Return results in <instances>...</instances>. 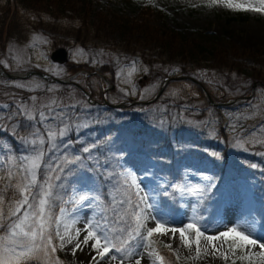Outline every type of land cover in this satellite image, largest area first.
<instances>
[{
    "label": "rangeland",
    "instance_id": "rangeland-1",
    "mask_svg": "<svg viewBox=\"0 0 264 264\" xmlns=\"http://www.w3.org/2000/svg\"><path fill=\"white\" fill-rule=\"evenodd\" d=\"M90 1L94 13L100 12L97 17H91L92 11L83 17L80 0L50 3L35 0V5L22 7V12L16 8L15 0H0V16L7 12L0 29V67L9 73L34 68L64 77L71 69L68 65L84 68L87 65V69H97L114 85L106 95L113 101L129 97L149 100L165 77L181 76L175 83H167L156 102L131 110L137 112V117L142 112L149 116L146 121L149 129L156 124L157 117L162 125L166 124L168 113L169 120L174 122L173 129L183 126L182 132L191 130L203 147L198 151L183 144L186 150L183 159L178 158L177 167L182 181L166 184L170 165L167 168L158 165L164 164L167 156H152V146L134 144L131 137L119 141L117 135L113 139L110 136L109 152L115 154L112 160L116 161L117 176L114 184L107 187L104 200L92 167L99 160L98 154H93L98 142L88 135L96 133L88 130L104 121L101 113H105V108L101 104L94 107L84 93L69 85L36 78L0 77L4 86L0 89V218L5 223L0 228V237L11 239L7 224L17 218L25 219L27 212L26 223L35 221L36 235L24 238L31 243L33 251L25 249L29 259L21 264H135L137 259L141 264H164L154 245L158 241L166 244L170 257L183 264H236V261L262 264L259 255L249 254L264 251L259 247L264 243V221L255 216V209L264 206L257 199L258 188L264 187V87L258 86L250 99L231 102L238 92L247 94L253 82L239 76L238 66L255 69L264 76V12L241 11L223 3L210 6L207 0ZM244 2L247 6V0ZM251 6L260 5L252 0ZM17 11L21 12L20 23L9 30V20L17 16ZM124 20L129 23L123 35L112 23L122 27L126 25ZM141 26L146 30L140 29ZM155 36L158 41L151 38ZM164 41L174 48V58L168 57L165 53L168 50L161 51L159 46ZM196 43L214 54H197L198 48L193 45ZM59 47L69 51L67 64L58 65L49 58ZM179 50L183 56L177 57ZM192 56L197 59H191ZM187 77L204 83L216 102L230 103L221 107L211 105ZM85 83L93 86L98 96L107 86L97 76L90 83L86 78L80 79V84ZM27 110L32 111L34 120L28 119ZM40 111L48 115L43 122ZM117 114L112 112L113 117ZM122 117L118 115V119ZM20 124L27 128L23 136L17 131ZM127 128L135 129V126ZM61 129L65 130L64 135H60ZM73 129L81 131L72 133ZM49 130L55 134L52 139ZM70 133L80 146L69 139ZM84 134L89 136L88 142L84 141ZM85 148L89 151L85 152ZM100 150L105 154V145ZM41 151L40 167L35 171L36 185L31 189L18 188L17 185L32 179V162L28 158ZM102 164L105 166V161ZM133 177L139 188L132 184ZM59 182L61 188L66 183H75L69 185L66 198L54 213L51 199L56 196L52 192ZM196 185L211 187L202 197L200 193L194 197L188 189ZM29 192L46 200L42 216L33 217V209L20 203L25 196L31 201ZM81 196L86 199L81 201ZM142 197L147 199L141 200ZM36 204L38 211V200ZM13 212L15 215H11ZM153 216L166 227L196 223L205 236L237 228L258 243L238 247L233 252L230 240L210 244L202 236L197 253L193 230H186L190 242L187 246L178 232L154 233L148 237L147 229L157 223ZM138 223L142 226L140 234L135 235ZM98 225L110 237L118 238L108 244L110 253L104 260L91 248L96 237L101 238V247L105 244ZM89 231H95L96 237L85 245L82 241ZM49 234L51 243H48ZM119 240L126 241L122 247L127 248L128 255L122 257L115 252L113 244ZM113 254L117 259L110 258Z\"/></svg>",
    "mask_w": 264,
    "mask_h": 264
},
{
    "label": "snow or ice",
    "instance_id": "snow-or-ice-1",
    "mask_svg": "<svg viewBox=\"0 0 264 264\" xmlns=\"http://www.w3.org/2000/svg\"><path fill=\"white\" fill-rule=\"evenodd\" d=\"M151 2V0H150ZM256 3H258L260 6L259 7H252V0H247V6H245L244 0H207V3L211 5L215 4H226L229 7H235L237 10L241 11H256V12H264V0H255ZM147 71V69H145ZM131 74V73H130ZM19 87H23V85H18ZM32 100L35 101L36 97L33 96ZM50 107V106H49ZM27 115L29 120H34L35 117L32 114L31 110H27ZM50 115V113H49ZM40 117V122L45 121L48 119V115L45 114L44 111H40L39 113ZM64 129L60 130V135H64ZM49 138L52 139L54 138V133L49 130L48 132ZM40 143L43 144V139L41 138ZM85 152H88L89 149L85 148ZM43 155V152H37V154L34 157L28 158L31 160V175L32 179L31 181L24 183L22 185H17V187H23L24 189H31L33 186L36 185V177H35V171L40 167V159L41 156ZM78 160L79 157H76ZM254 167V166H253ZM27 170V169H26ZM26 179V178H24ZM205 180L210 179L209 177H204ZM132 184L136 185V179L133 177L132 179ZM137 188H139V185H136ZM211 187V185H208L207 187H201L200 185L193 186L188 189V192L191 193L192 196H196L197 193H200V196L202 197L203 194L207 191V188ZM43 188H41V194H43ZM182 193L184 192V189L180 190ZM29 195H31L32 199L31 201L29 200L28 196H25V198L20 201L21 204L27 205L29 208L33 209V217H39L42 216L44 213V205L46 203L45 199H38V196L32 195L31 192H29ZM51 195V193H49ZM86 197L81 196L80 200L83 201L85 200ZM147 197H142L141 200H146ZM38 200L39 204V210L36 211L37 204L36 201ZM2 203V201H0ZM140 205L137 204L136 207L138 208ZM154 205H148V208H154ZM195 210V209H194ZM16 211H19V208L17 207ZM63 209H61V213H63ZM147 211V209H145ZM11 215H15V212H13ZM29 213L25 212L24 217L25 219H20L17 218L15 222L7 224V228L11 233V239H9L8 236L0 237V264H21L22 260H27L29 257L26 255L25 249L28 251H33V247L30 242H25L24 238H28L30 235L35 236L36 233L34 231L35 228V221L32 224H27L26 223V218L28 217ZM153 219H157L155 216L152 217ZM142 225L139 223L136 225V232L135 235H139V229ZM5 223L3 222L2 218H0V228H4ZM43 227V225H41ZM18 230V231H17ZM98 231H101L102 238L105 241V244L103 247H101V238L96 237L95 231H89L88 234L83 238L82 243L85 245L89 244V241L92 240L94 237L95 238V243L91 245V248L94 252H96L101 260H104L105 257L109 256L110 253V248L108 246L109 243H111L114 239L118 238H113L109 236V233L106 230H103L99 225L97 227ZM186 230H193L195 231V243L197 244V253H199V243H200V238L202 236L205 237V239L212 244V242L221 240L223 239L225 242L231 241V247L233 252L235 251L236 248H244L247 246H256L258 241L256 239L250 238V235H246L243 231H238L237 228H230L225 231H221L218 235H207L205 236L204 231L201 230V227H199L196 223L189 222L183 227H166V224L164 222H161L157 219L156 226L154 228H148L147 229V235L148 237H151L154 233H168L171 232L172 234L179 233V237L181 241L185 243L187 246L190 242L188 237L186 236ZM57 235L59 233L57 232ZM77 235H79V232H77ZM8 240V243L5 244L4 241ZM71 243V240L68 241ZM48 243H51L50 239V234H49V239ZM126 241L124 240H119L118 243H114L113 246L115 248L116 253H121V256L128 255V250L125 247H122ZM139 246V245H137ZM213 249H215V245L213 244ZM259 247L264 250V243L259 244ZM77 248H79V244H77ZM19 249V251H17ZM54 250V249H53ZM151 255V253H149ZM249 255H259L261 258L262 264H264V251L260 253H250ZM112 260L117 259V256L115 254L111 255L110 257ZM159 259H163L162 257H158ZM227 260V255L224 257ZM95 259V257H93ZM135 264H141V261L137 259L135 261Z\"/></svg>",
    "mask_w": 264,
    "mask_h": 264
},
{
    "label": "trees",
    "instance_id": "trees-1",
    "mask_svg": "<svg viewBox=\"0 0 264 264\" xmlns=\"http://www.w3.org/2000/svg\"><path fill=\"white\" fill-rule=\"evenodd\" d=\"M6 2L8 0H5ZM35 0H15V3H16V8H22V7H25L26 5H29V6H33L35 4L34 3ZM48 3L51 2V0H46ZM81 2V9L80 10V13L82 14L83 17H88L90 12L92 11L93 14L91 15V17H97L100 12H96L94 13V9L91 8L92 6V1L90 0H80ZM61 8L63 9V6L60 4V7H59V10H61ZM146 8V7H145ZM19 9V10H20ZM24 9H21L20 11L22 12ZM16 12L17 16L14 15V17H11L10 20H9V24H8V29L10 30L11 27L14 25L18 26V23H20V17H21V12ZM62 11V10H61ZM146 11V9H145ZM7 14V12L5 13H2V17L0 16L1 20H0V29L3 25V23H5V15ZM124 23H126L125 26H122V27H119V25L115 22V23H112L113 25L117 26L119 30V33L120 34H123L124 35V32L127 30V24L129 23L128 21L124 20L123 21ZM148 28V27H147ZM140 29H142L143 31L146 30V27H140ZM139 30V29H138ZM144 33V32H143ZM151 35V34H150ZM154 41H158L157 37H151ZM170 40H173V37H170ZM174 42V41H173ZM159 43V42H158ZM195 46H197L198 49H196V52H198L197 54H201L202 56H205V55H213L214 52H212L211 50L207 49V48H203L201 46V44L199 43H196V44H193ZM160 49L161 51L163 50H168V51H165L166 54H168V57L169 58H174L173 56V50L174 48H172V46H170L166 41L162 42L160 44ZM177 57H180V56H183V51L179 50V53L176 54ZM191 59L193 60H196L197 57L195 56H192ZM236 68V67H235ZM238 72H239V76H245V77H248L250 79H252L253 81L254 80H264V76L259 72H256L254 71L255 69H249L248 67H245V68H241V66H238V68L236 69ZM184 73L188 74V71H186V69H184ZM172 83H175L174 81ZM195 87H197V85H195L194 83H192ZM200 91L201 89L199 87H197ZM245 92H238V95H241V94H244ZM136 112H132V117L135 119L136 118ZM169 115L168 113L166 114L165 116V119H168ZM157 120H161L159 117L157 118ZM118 122V120L116 121ZM173 123V122H172ZM156 128H157V131H159V134L157 135L156 137V144H160L161 146H166L168 147L170 150H173V147L178 143V144H181L183 140H187V142L191 143L192 142V138H187L188 136L184 135V134H180V132L177 130V133L174 134L172 128H170V126H173L172 124H170V121H166V124L162 125V124H159L158 122L156 123ZM193 137V135H192ZM106 139V138H105ZM191 141V142H190ZM174 145V146H173ZM99 178L101 180V182L103 183L104 181V177H103V174L100 173L99 174ZM55 202V200L53 201ZM159 251L161 252V254H163V256L165 258H167L170 262V264H181L179 262H176L174 261L172 258H170L168 256V253L166 251V248L162 245V244H159L157 243L156 244Z\"/></svg>",
    "mask_w": 264,
    "mask_h": 264
},
{
    "label": "water",
    "instance_id": "water-1",
    "mask_svg": "<svg viewBox=\"0 0 264 264\" xmlns=\"http://www.w3.org/2000/svg\"><path fill=\"white\" fill-rule=\"evenodd\" d=\"M51 59L54 60V61H58V62H64V61L67 60V52L64 49H59V50H57L56 52H54L52 54ZM257 85H264V82L263 81L255 82L253 84V86H252V91H254V89H255V87ZM162 89H163V86L160 88V90H159L158 94L156 95V97H158L161 94ZM207 96L210 99L211 104H216L209 94H207ZM247 98H249V97H247Z\"/></svg>",
    "mask_w": 264,
    "mask_h": 264
},
{
    "label": "bare ground",
    "instance_id": "bare-ground-1",
    "mask_svg": "<svg viewBox=\"0 0 264 264\" xmlns=\"http://www.w3.org/2000/svg\"><path fill=\"white\" fill-rule=\"evenodd\" d=\"M59 218V217H58ZM72 224V223H71ZM208 247V246H207ZM209 248V247H208Z\"/></svg>",
    "mask_w": 264,
    "mask_h": 264
}]
</instances>
